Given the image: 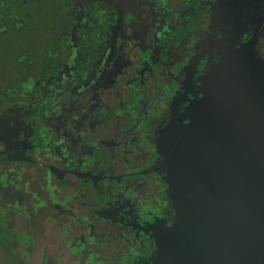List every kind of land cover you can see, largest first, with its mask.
<instances>
[{
	"label": "flooded vegetation",
	"instance_id": "obj_1",
	"mask_svg": "<svg viewBox=\"0 0 264 264\" xmlns=\"http://www.w3.org/2000/svg\"><path fill=\"white\" fill-rule=\"evenodd\" d=\"M73 3L72 51L57 67L35 31L46 26L45 10L37 18L29 4L0 12V45L8 44L0 46V245L7 254L10 243L13 264H33L41 239L64 250L39 264H60L63 252L72 264H161L159 240L179 217L162 132L174 116L190 121L201 103H190L193 95L205 92L221 52L252 36L264 0L242 8L247 23L221 0ZM105 10L114 22L104 55L76 69L77 31Z\"/></svg>",
	"mask_w": 264,
	"mask_h": 264
},
{
	"label": "water",
	"instance_id": "obj_2",
	"mask_svg": "<svg viewBox=\"0 0 264 264\" xmlns=\"http://www.w3.org/2000/svg\"><path fill=\"white\" fill-rule=\"evenodd\" d=\"M256 44L248 41L234 54L235 70L231 57L216 66L222 73L212 91L213 75L208 73V94L218 93L219 98L202 102L207 115L201 113L202 104L195 103L190 123L174 116L162 132V162L179 218L159 240L161 264H264V208L254 212L255 229L236 209L254 193L244 184L251 179L253 145L258 142L252 137L254 128L256 133L260 128L254 114L264 117V73L249 65ZM260 143L264 157V139ZM189 249L194 256L188 257ZM0 264H13L1 245Z\"/></svg>",
	"mask_w": 264,
	"mask_h": 264
},
{
	"label": "rangeland",
	"instance_id": "obj_3",
	"mask_svg": "<svg viewBox=\"0 0 264 264\" xmlns=\"http://www.w3.org/2000/svg\"><path fill=\"white\" fill-rule=\"evenodd\" d=\"M255 2H256V0H221V3L223 5H226V3L228 5L233 4L236 8V9H233L234 16L235 15H241L239 20H243L246 23H247V21L251 20V17H248V18L242 17L245 15V13L242 11H243V9H245L246 6H247V9L249 10L255 4ZM35 31L37 32V38H38V35H40L39 39H42V40L45 39L44 36H46V34L50 33L49 29L46 30V26L40 25V24H38ZM239 32H240V30H239ZM237 39H239V38H236V40ZM248 41H251L253 43H257L255 46H252L253 52H251V54L249 55L250 59H251V61L249 62L250 68L256 69V70L262 69L261 73H259V74H262V72L264 73V71H263V69H264V10L259 13V18L255 22L254 32L252 33V36H250L249 40L243 41L239 44L237 43L235 45H232V46H230V48H228L225 51L223 50L220 54V55H222L221 59L218 60V62L215 63L212 67L219 65L227 57H231L230 65H232V69L235 70V66L233 65L234 64V62H233L234 54H236L239 50H241L242 47L248 43ZM14 43H16V39L14 40ZM17 47L19 48V50L21 49V46L19 44H17ZM5 67H6L5 63H2L0 61V70L4 69ZM221 73H222V71L216 70V67L209 71V74L213 75V86H212L211 91L213 90V88L215 87L217 82L219 81V77L221 76ZM3 77H4V75H3ZM206 77L207 78H205L204 84H203V89L205 90V92L201 90V96H198V94H194L193 95L194 100L191 101L190 103H194L195 100L197 102H201V104H202V102L203 103H212V102L217 101V99L219 98L218 93L216 95H213V96H211V93L208 94L209 84H208L207 80L209 78V75ZM263 99H264V94H263ZM189 111H192V109ZM201 113L203 114V116L207 115V110L204 108L203 104H202ZM210 116L212 118V117H214V114L212 113ZM185 118H183V119H185ZM191 119H190L189 123L191 122ZM202 119H203V117H202ZM254 120H257L260 123L259 131L256 133L257 128H254L253 133H255V134L252 135V137L256 138V140L258 139V142H254V145H253L254 146L253 171H252L253 173H252L251 179L248 176V180L244 184V186L245 185H251L254 193L250 198L243 199V201H242L243 205L236 206V209L242 213V221L247 222L249 220L250 225H251L250 226L251 229H255L258 226V218L254 214L255 210L257 209L258 206H261L262 208H264V172L261 171V169L264 168V162H262V161H264V157L262 156V153L260 152V144H261L260 142H261V140L264 139V117H259V116H256L254 114ZM238 123H241V119H239ZM109 131H111V129L107 130L106 132H109ZM219 149H221L220 145H219ZM235 160H238V158H236ZM61 178L63 181V177H61ZM156 188H158V187H155L152 189H156ZM58 231L59 230H55V231L52 230V233H54V235H52V237H54L53 242L58 243L62 240V237L59 236ZM40 241L42 243L38 245L36 252L32 254V263L33 264H39V262H38L39 258H47V256H52V253H51L52 250L53 251L55 249L64 250V249H62V247L64 248L63 244H62V246L61 245L56 246V243H52V244L48 245V242L44 241V239H41ZM235 246L238 247V245H236V243H235ZM62 254H63V256L61 258V261H58L60 264L75 263L76 259L68 258L67 257L68 253L65 254L63 252Z\"/></svg>",
	"mask_w": 264,
	"mask_h": 264
},
{
	"label": "trees",
	"instance_id": "obj_4",
	"mask_svg": "<svg viewBox=\"0 0 264 264\" xmlns=\"http://www.w3.org/2000/svg\"><path fill=\"white\" fill-rule=\"evenodd\" d=\"M174 5H179L180 3H185L188 0H169ZM25 2V3H24ZM27 5L29 4L31 7V18H37V11H46L45 13H41V20H44V24H46V30H50L49 34H46L45 37V49L46 56L51 53V58L49 65L59 66L61 62L67 57L71 51L72 47L67 44L66 38L69 36L70 32V10L75 9V4L73 0H0V12H6L8 9L12 10L10 7L16 5ZM107 10L110 8L112 14L115 15V10L111 7V5H106ZM47 7H55L52 10L48 11ZM107 10L103 11L99 17L94 19V23L82 25L77 31V46H76V55H75V68L81 69L86 68L87 66L95 63L98 57L104 55V40L108 37L109 32V24L114 22V15L108 16ZM14 11V10H13ZM46 15V16H45ZM74 13L72 12V17H74ZM193 19V18H192ZM194 20V19H193ZM181 31H184L180 27ZM7 33V32H6ZM180 33V32H179ZM45 34V33H44ZM181 34V33H180ZM0 36H4L5 34ZM62 37L61 43H57L52 46L51 50H48L50 44L53 39H58ZM1 49L5 52L4 47H7L8 44H1ZM64 58V59H63ZM46 62V60H45ZM171 199V198H170ZM171 205L174 210H176V206L174 201L171 200ZM48 208H44V211H47ZM178 213V212H177ZM179 218V217H178ZM178 221V220H177ZM177 224V222H176ZM175 224V225H176ZM7 254L13 259L14 262H17V256L13 254L12 247L7 240L3 242ZM188 257L194 256V251L189 249ZM124 254V253H123ZM135 254V253H134Z\"/></svg>",
	"mask_w": 264,
	"mask_h": 264
}]
</instances>
